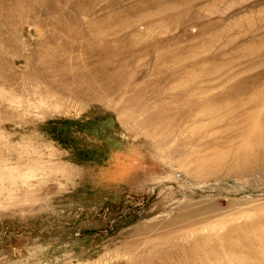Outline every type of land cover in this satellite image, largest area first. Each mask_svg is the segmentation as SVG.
Instances as JSON below:
<instances>
[{
  "label": "rangeland",
  "instance_id": "obj_1",
  "mask_svg": "<svg viewBox=\"0 0 264 264\" xmlns=\"http://www.w3.org/2000/svg\"><path fill=\"white\" fill-rule=\"evenodd\" d=\"M242 143L264 0H0V264H264Z\"/></svg>",
  "mask_w": 264,
  "mask_h": 264
},
{
  "label": "bare ground",
  "instance_id": "obj_2",
  "mask_svg": "<svg viewBox=\"0 0 264 264\" xmlns=\"http://www.w3.org/2000/svg\"><path fill=\"white\" fill-rule=\"evenodd\" d=\"M257 149L258 155L253 147H249L248 144L242 143L235 147L233 151L226 153L225 155H228L231 161L229 172L235 175H243L253 171H264V145H259ZM258 156H261V158Z\"/></svg>",
  "mask_w": 264,
  "mask_h": 264
}]
</instances>
